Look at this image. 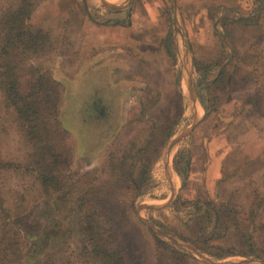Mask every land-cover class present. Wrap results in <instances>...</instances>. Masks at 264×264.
<instances>
[{
    "label": "rangeland",
    "instance_id": "rangeland-1",
    "mask_svg": "<svg viewBox=\"0 0 264 264\" xmlns=\"http://www.w3.org/2000/svg\"><path fill=\"white\" fill-rule=\"evenodd\" d=\"M17 1L0 0V14ZM31 1L35 9L30 23L47 31L54 47L33 63L61 83L59 118L73 148L70 171L77 172L80 179L74 188L43 200L39 193L22 186L16 175L4 173L0 177V195L6 207L31 214L41 226L38 240L31 247L26 244L25 249H32V254L24 264H40L45 253L57 252L64 242L70 248L60 253L59 264H108L80 255L69 207L88 184L97 186L110 178L111 158L118 159L132 143L144 140L153 123L172 122L181 111L190 124L166 143L154 170L158 185L136 200L135 214L128 211L113 221L116 233L112 240L125 251L130 264L154 263L152 233L191 252L197 259L195 264H264L262 259L242 256L213 260L150 221V217L162 219L180 229L179 219L167 210L178 193L189 199L214 198L216 194L243 209L251 202L253 190L264 194V91L256 98V106L248 104L246 114L239 116L241 103L261 89L253 75L264 81V33L235 27L241 59L231 86L218 92L219 118L213 114L204 117L192 86L197 102L193 101V106L200 119L190 131L193 110L189 102L183 109L177 89V71L181 69L183 95L187 94L184 56L191 79L193 55L212 59L220 51L221 32L215 34L209 11L227 6L246 12L250 0H95L103 7L99 24L87 17L82 0ZM105 4L121 8L109 13L103 10ZM169 5L175 17L176 56L165 48ZM221 16L218 12L217 17ZM183 130L189 133L174 141ZM182 141L190 149L191 161L181 188L172 163ZM26 151L15 113L6 106L0 84V155L22 160ZM261 212L258 223L264 224V208ZM257 229V234L264 235V227ZM227 244L241 247L233 238Z\"/></svg>",
    "mask_w": 264,
    "mask_h": 264
},
{
    "label": "trees",
    "instance_id": "trees-1",
    "mask_svg": "<svg viewBox=\"0 0 264 264\" xmlns=\"http://www.w3.org/2000/svg\"><path fill=\"white\" fill-rule=\"evenodd\" d=\"M83 3L88 17L100 22L103 13L93 0H83ZM34 9L31 0H18L0 14V84L5 104L14 111L27 147L22 160H9L0 155V177L4 173L14 174L23 182L22 186L39 193L43 200H51L60 192L74 188L80 178L77 172L70 171L73 148L67 142L68 134L59 118L61 83L49 71L33 63L54 50L50 34L30 23ZM214 9L209 12L214 20L215 34L221 32L218 37L220 51L212 59H200L195 55L192 59L191 82L205 118L212 114L220 117L218 92L230 87L232 78H235V66L241 59L235 27L264 33V0H250L246 12L227 6L216 7V12ZM106 11L115 12L110 8ZM218 12L221 18L217 17ZM167 16L169 28L165 48L176 56L172 5H169ZM181 78L180 69L177 71V89L182 94L184 109L188 101L183 95ZM253 80L264 84L255 75ZM262 85L241 103L239 116L246 114L248 104L256 106V98L263 96ZM189 124L182 111L172 122L153 123L144 140L139 144L132 143L118 159L111 158L109 179L102 180L97 186L88 184L78 195L68 211L78 232L77 247L81 256L94 262L130 264L125 251L111 238L116 233L113 221L119 220L128 211L135 214L136 200L158 185L154 170L166 143ZM190 161V149L182 141L172 163L181 188L185 186ZM249 197L252 200L243 209L223 201L216 194L214 198L189 199L178 193L167 210L179 219L181 228L176 229L162 219L150 217V221L164 233L191 244L199 253L213 260L242 256L264 261V241L260 240H264V235L257 234V227H264L263 223H258L264 208V194L260 196L257 189ZM40 227L31 214L23 215L17 208L12 212L0 195V264H24L32 254V249H25L26 244L29 242L31 247L38 240ZM152 237L153 264L196 263V257L181 245L163 240L155 233ZM231 238L238 241L241 247L228 245L227 241ZM69 248V243L64 242L57 252L45 253L40 264H59L57 258L60 253H66ZM73 252L71 249V254Z\"/></svg>",
    "mask_w": 264,
    "mask_h": 264
},
{
    "label": "bare ground",
    "instance_id": "bare-ground-1",
    "mask_svg": "<svg viewBox=\"0 0 264 264\" xmlns=\"http://www.w3.org/2000/svg\"><path fill=\"white\" fill-rule=\"evenodd\" d=\"M185 55V54H184ZM184 70L183 71H185L186 70V72H187V94H185L186 95V97H187V99H188V101L190 102V106H191V108H192V110H193V112H194V118L196 119V120H198V119H200V116L198 115V113H197V110H196V108H194V106H193V101L194 102H196V100H195V95H194V93H193V91L191 90V87H190V81H189V66H188V64L186 63V56H184ZM185 131L183 130V131H181L180 133H178L177 135H176V137H178L179 135H181V134H183ZM175 137V138H176Z\"/></svg>",
    "mask_w": 264,
    "mask_h": 264
},
{
    "label": "crops",
    "instance_id": "crops-1",
    "mask_svg": "<svg viewBox=\"0 0 264 264\" xmlns=\"http://www.w3.org/2000/svg\"><path fill=\"white\" fill-rule=\"evenodd\" d=\"M82 2H83V0H82ZM93 2L97 5V7H99V9L100 10H102V8L96 3V1L95 0H93ZM83 5H84V3H83ZM106 6L104 7L105 9H103V10H106L107 8H110V9H113L115 12H117L118 11V9L119 8H121V7H118L117 5H107V4H105ZM127 7V6H126ZM126 7H124V8H126ZM84 9H85V6H84ZM85 12H86V9H85ZM115 12H113L114 14H115ZM87 13V12H86ZM87 17H88V15H87ZM89 18V17H88ZM90 19V18H89ZM90 21H91V19H90ZM91 22H93V23H98L99 24V22H94V21H91ZM172 25H173V35H174V39H175V44H176V47H177V40H176V30H175V17L173 18V23H172ZM169 28V27H168ZM168 31V30H167ZM167 33V32H166ZM165 36H166V34H165ZM165 40V39H164ZM181 87H182V78H181ZM183 90V89H182ZM184 95H185V93H184ZM185 97H186V95H185ZM187 98V97H186ZM196 99H197V97H196ZM187 101H188V99H187ZM198 101V103H199V100H197ZM189 102V101H188ZM197 103V102H196ZM200 104V103H199ZM200 106H201V104H200ZM200 109H202L203 110V108H202V106L200 107ZM198 111V110H197ZM204 111V110H203ZM201 114V113H200ZM199 115V114H198ZM194 116V112H193V114H192V117ZM178 132V131H177ZM176 132V133H177ZM175 133V134H176ZM174 134V135H175ZM178 177V176H177Z\"/></svg>",
    "mask_w": 264,
    "mask_h": 264
},
{
    "label": "water",
    "instance_id": "water-1",
    "mask_svg": "<svg viewBox=\"0 0 264 264\" xmlns=\"http://www.w3.org/2000/svg\"><path fill=\"white\" fill-rule=\"evenodd\" d=\"M189 81H190V87H191V90L193 91L192 89V85H191V79H190V72H189ZM194 92V91H193ZM190 104V102H189ZM199 120V119H198ZM198 120H196L193 116V126L191 127L190 131L192 130V128L195 126V124L198 122ZM186 133H189L188 131H185L183 134L179 135L178 137H176V139L174 141H178L179 139H181V137L185 136ZM187 135V134H186ZM210 264H213V263H210Z\"/></svg>",
    "mask_w": 264,
    "mask_h": 264
}]
</instances>
